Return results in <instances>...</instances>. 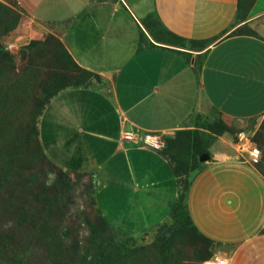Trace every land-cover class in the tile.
I'll use <instances>...</instances> for the list:
<instances>
[{
    "label": "crops",
    "instance_id": "1",
    "mask_svg": "<svg viewBox=\"0 0 264 264\" xmlns=\"http://www.w3.org/2000/svg\"><path fill=\"white\" fill-rule=\"evenodd\" d=\"M13 1L95 76L45 108L39 140L47 157L65 172L91 174L99 195L126 190L128 235L163 231L164 253L171 230L178 262L188 234L207 245L196 264H264L261 157L222 135L208 161L176 176L162 154L164 137L203 120L252 131L264 120V0Z\"/></svg>",
    "mask_w": 264,
    "mask_h": 264
},
{
    "label": "rangeland",
    "instance_id": "2",
    "mask_svg": "<svg viewBox=\"0 0 264 264\" xmlns=\"http://www.w3.org/2000/svg\"><path fill=\"white\" fill-rule=\"evenodd\" d=\"M0 2L12 10L0 18V264H101L114 238L128 240L137 251L124 262L112 256L109 264H196L206 244L195 246L194 236L185 234L184 262H178L172 238L162 252L163 231L128 235L126 190L99 195L91 174L68 175L42 153L37 131L42 112L61 91L86 86L95 76L69 65L60 40L37 29L13 0ZM15 14L19 20L8 30ZM239 132L259 150L261 159L254 165L264 176V120L256 131L231 128L226 142H234ZM62 181L72 187L65 196L57 190ZM97 208L112 227L103 223Z\"/></svg>",
    "mask_w": 264,
    "mask_h": 264
},
{
    "label": "trees",
    "instance_id": "3",
    "mask_svg": "<svg viewBox=\"0 0 264 264\" xmlns=\"http://www.w3.org/2000/svg\"><path fill=\"white\" fill-rule=\"evenodd\" d=\"M239 1H240V7H242L243 4L241 6V0ZM1 3L2 2H0V6L3 11L0 12V18L3 17L4 14L12 12L11 8L6 6V4L4 5ZM2 12H5V13H2ZM239 19L240 18H238V20ZM18 20H19V16L15 14V19L12 20V24L7 29L12 30L16 26ZM145 26L148 28V31H149V27L147 25ZM159 32L160 31H158L157 34ZM141 35L143 37L145 36L142 31H141ZM172 37L175 38L174 44H177V43L181 44V42L178 40L177 37L173 35ZM35 43H38V42L36 41L32 42L33 47H31V49L35 48V45H34ZM194 44L196 45L197 48L203 47V43L194 42ZM60 46L62 48L65 58L68 59L69 65H73L74 67L77 68L78 66L72 60L70 55L63 49L62 44H60ZM0 51H2L1 48H0ZM84 72L87 74L93 75L90 72H87V71H84ZM43 114L44 112H42V116ZM41 119H40V122H41ZM198 119L200 120L199 116H198ZM31 131L35 133V126H32ZM37 131H38V136H39L40 135L39 128ZM230 131L231 130L227 128L218 117L211 121L203 120L200 123L198 122L197 126H195L194 129L177 131L174 133L172 137H164V147L162 149V154L166 156L170 160V162L173 164V172L176 176H187L191 171L195 170L199 166L200 164V162L198 161L199 156L205 153H210V148L216 143L217 139L226 133H230ZM235 141L237 142V138H235ZM40 148L42 150V153L45 154L41 143H40ZM68 173L70 172H67V174ZM71 189L72 187L63 181L57 188L58 193L61 196H65L67 191ZM184 189H186V186L184 187ZM101 217L105 225H107L108 227H112V225L108 222V220L104 216H102V214H101ZM192 229L195 230L194 228ZM171 236H172V232L170 230L168 235L167 234L162 235V239H164L168 243V241L171 239ZM107 249L109 250V252H111V254L101 255L102 256L100 258L101 264H109L108 262H113L112 256L117 257V259L120 262H124L132 253L137 251L136 249L134 250V248L131 247V245L128 243V240L126 239L120 240L118 238L111 239V241H109Z\"/></svg>",
    "mask_w": 264,
    "mask_h": 264
},
{
    "label": "built area",
    "instance_id": "4",
    "mask_svg": "<svg viewBox=\"0 0 264 264\" xmlns=\"http://www.w3.org/2000/svg\"><path fill=\"white\" fill-rule=\"evenodd\" d=\"M125 140H132L131 136H126ZM236 144L238 145L239 150L238 151H249V157L252 160H257L260 157V152L258 149L256 148H252L249 146V144L251 145V141L250 139L243 135L242 133H239V135L237 136V142ZM223 260H219L217 258H212L209 260H206L203 264H223Z\"/></svg>",
    "mask_w": 264,
    "mask_h": 264
},
{
    "label": "water",
    "instance_id": "5",
    "mask_svg": "<svg viewBox=\"0 0 264 264\" xmlns=\"http://www.w3.org/2000/svg\"><path fill=\"white\" fill-rule=\"evenodd\" d=\"M209 159H210L209 154H208V153H205V154L199 156L198 161H199L200 163H202V162L208 161Z\"/></svg>",
    "mask_w": 264,
    "mask_h": 264
},
{
    "label": "clouds",
    "instance_id": "6",
    "mask_svg": "<svg viewBox=\"0 0 264 264\" xmlns=\"http://www.w3.org/2000/svg\"><path fill=\"white\" fill-rule=\"evenodd\" d=\"M223 264H227V261L223 262Z\"/></svg>",
    "mask_w": 264,
    "mask_h": 264
}]
</instances>
